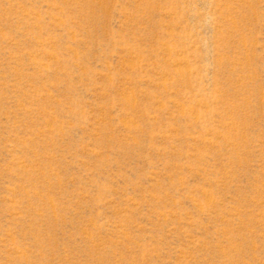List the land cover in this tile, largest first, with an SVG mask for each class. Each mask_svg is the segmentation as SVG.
<instances>
[{"label":"rangeland","instance_id":"rangeland-1","mask_svg":"<svg viewBox=\"0 0 264 264\" xmlns=\"http://www.w3.org/2000/svg\"><path fill=\"white\" fill-rule=\"evenodd\" d=\"M0 264H264V0H0Z\"/></svg>","mask_w":264,"mask_h":264}]
</instances>
